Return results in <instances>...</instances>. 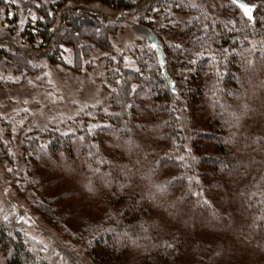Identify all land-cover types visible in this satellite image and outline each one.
Here are the masks:
<instances>
[{
  "label": "trees",
  "instance_id": "16d2710c",
  "mask_svg": "<svg viewBox=\"0 0 264 264\" xmlns=\"http://www.w3.org/2000/svg\"><path fill=\"white\" fill-rule=\"evenodd\" d=\"M32 1L0 31V88L50 90L55 66L104 96L44 122L0 114L18 195L98 264H264V0ZM130 16L144 38L121 47ZM0 264L54 263L0 212Z\"/></svg>",
  "mask_w": 264,
  "mask_h": 264
},
{
  "label": "rangeland",
  "instance_id": "374dc122",
  "mask_svg": "<svg viewBox=\"0 0 264 264\" xmlns=\"http://www.w3.org/2000/svg\"><path fill=\"white\" fill-rule=\"evenodd\" d=\"M217 11L223 0H206ZM97 6V7H96ZM100 11L108 12L106 7L96 4ZM16 18L12 20V14ZM117 15V13L115 14ZM36 16L35 4L32 0H0V31L12 26V38L20 32L29 19ZM135 17H127L123 31L115 36L116 43L127 47L136 42L138 37L144 38L140 31L132 26ZM118 36V37H117ZM19 38V37H18ZM20 39H18L19 41ZM43 79V78H42ZM39 76L31 78L29 84L12 88H0V114L6 115L17 108L26 107L31 111L33 119L44 122L49 118L69 116L72 105L76 103L94 104L104 96V92L88 75L78 77L67 70L55 66H47L44 79L53 88L47 89ZM60 185L67 181L60 176ZM0 212L8 218H14L24 232L47 253L54 264H98L90 260L80 244L74 243L60 228L35 212L28 201L18 195L14 187L4 176V167L0 159ZM228 240L231 239L229 236ZM238 248L244 246L238 244ZM251 250L248 248L246 251ZM252 251V250H251ZM137 262H133L135 264Z\"/></svg>",
  "mask_w": 264,
  "mask_h": 264
},
{
  "label": "snow or ice",
  "instance_id": "6c2138e0",
  "mask_svg": "<svg viewBox=\"0 0 264 264\" xmlns=\"http://www.w3.org/2000/svg\"><path fill=\"white\" fill-rule=\"evenodd\" d=\"M233 2L236 3L237 0H233ZM240 7L242 9H244L245 15H247L248 18L251 20L252 19L251 10L246 5H244V4H240ZM154 47H155V45H154ZM177 47H179V45H177Z\"/></svg>",
  "mask_w": 264,
  "mask_h": 264
}]
</instances>
